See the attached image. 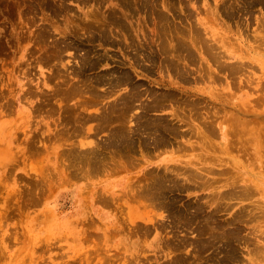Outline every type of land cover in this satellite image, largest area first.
Segmentation results:
<instances>
[{"label": "rangeland", "instance_id": "obj_1", "mask_svg": "<svg viewBox=\"0 0 264 264\" xmlns=\"http://www.w3.org/2000/svg\"><path fill=\"white\" fill-rule=\"evenodd\" d=\"M119 2L0 0V264H264V0H157L161 10L173 5L167 13L186 40L193 26L204 34L190 41L187 80L161 71L155 21L142 7L153 1L135 13ZM113 13L138 51L122 34L108 32L120 45L95 41L91 25ZM221 27L225 44L209 33ZM70 43L79 49L56 54ZM90 48L100 63L86 68ZM219 52L223 65L241 61L237 75L212 57ZM152 53L155 62L144 58ZM125 70L145 93L127 118L136 148L126 149L108 144L123 119H96L131 90L109 82ZM149 90L174 96L145 117L173 144L138 142L135 116ZM235 113L244 121L236 138L200 128L218 115L234 129ZM172 126L180 133L165 131Z\"/></svg>", "mask_w": 264, "mask_h": 264}, {"label": "bare ground", "instance_id": "obj_2", "mask_svg": "<svg viewBox=\"0 0 264 264\" xmlns=\"http://www.w3.org/2000/svg\"><path fill=\"white\" fill-rule=\"evenodd\" d=\"M153 3L150 5V2H146L144 4H142V7H145V8H150L148 9L150 11V15L151 17L153 18V20L155 21V28H154V33L156 35V42H158V45H160V48H161V57H163L162 59V63L164 67L161 71L162 73H165L167 74L168 77L171 78V74H175L177 75L180 79H183V80H187V75H188V72H187V65L189 64V62H195L196 59V54H195V49L191 47V44H190V41H200L201 39H203L204 37V34L199 30L197 31V28H194L189 27L190 29V34H191V37L189 40H186L184 37L181 36V31L180 29H177L175 28L174 26V23L172 22V20H170V15L167 13V12H172L173 10V5H168L169 7H167V11L165 10H161V8L159 9L157 7V0H152ZM121 5H122V8L125 7V9L127 11H131V12H139V10H141V0L139 1L138 3V7H132V5L130 4L131 1L130 0H120L119 2ZM163 8L165 9V7L163 6ZM162 8V9H163ZM175 8V7H174ZM237 9L235 8V11L233 13H235V15L237 14L236 13ZM175 11L173 10V13ZM177 14V13H176ZM233 15V14H232ZM116 16V13H113L111 16H109L108 18H106L107 20H110V22H106V23H102V24H99L98 27H95L93 25H91V29L93 31V33L95 32V30H98L99 34L95 35V41H99L101 43V45L103 44H106V45H111V46H114V44H123L125 42H128L131 40V38L129 39V37L132 35V32L131 30L128 28L125 20H123L122 18H120L119 16L115 17ZM121 17H125V14L124 13H121L120 15ZM151 17H149L151 19ZM237 17V16H236ZM98 23V21H97ZM74 25V24H73ZM182 26V25H181ZM190 26V25H189ZM192 26V25H191ZM185 28V27H183ZM186 29V28H185ZM184 29V30H185ZM183 30V31H184ZM186 31V30H185ZM219 31V32H218ZM108 32H111L112 34L114 33L115 35H119V34H122V35H119V36H125L126 38L128 37V40L127 39H124L122 40V43L119 42L117 43L116 40H111L110 38V34L108 35ZM209 33L212 35V36H215V37H222V40L220 38L219 41L220 42H223V44H225V40L227 39L226 36L222 35L223 34V29L222 27L217 29V30H212V31H209ZM140 35V33H139ZM256 37H259V39L263 40L264 39L262 38V36L260 35H257ZM136 39L138 38H135L133 39V41H130L129 43V47L130 48H133V50H136L138 51L139 49V43L138 41H136ZM93 40V39H92ZM119 40V39H118ZM204 44V43H203ZM81 45V44H80ZM142 45V44H141ZM211 45H213L211 43ZM97 46V45H96ZM208 46L210 47V44L208 43ZM72 47H75L77 49H79V45L73 43V44H66V46L63 47V45L59 46L57 49H56V54L57 53H60L63 52L64 48H72ZM93 47V46H92ZM97 47H100V46H97ZM121 47V46H120ZM136 47V48H135ZM204 48V47H203ZM206 49V48H205ZM209 50V48H207ZM63 50V51H61ZM126 51V49H125ZM91 53H93L92 49H88L87 52L85 53V58L83 60V66H85L86 68L88 67H95V65H97V63H100L98 61H95V59H92L91 58ZM137 53V54H136ZM136 53H133L135 54V56L133 55H130L134 58V62L135 64H141L143 59L140 58L142 54H140V52H136ZM127 54V53H126ZM147 54V53H146ZM58 55V54H57ZM59 56V55H58ZM105 55L104 56H98L97 60H102L104 59L105 60ZM107 57V55H106ZM212 57H214V59L216 61H220V67H226L229 69V71L235 75H237L239 72H240V69H242L243 65H241V61H238L236 60V62H234L232 65H229V64H225L223 65V62H222V58L223 56L221 55V53H216L214 55H212ZM132 58V60H133ZM147 59V61H151V62H155L157 59V54L155 53H152L151 55H145V57ZM141 59V60H140ZM102 60V61H104ZM106 61V60H105ZM144 61V60H143ZM187 63V65H186ZM132 64V63H131ZM153 64V63H152ZM136 65V66H138ZM133 66V65H131ZM145 66V65H144ZM98 67V66H97ZM134 67V66H133ZM140 67V66H139ZM157 67V66H156ZM127 68V67H126ZM143 68V67H142ZM145 68H150V67H145ZM154 68V67H153ZM95 69V68H94ZM93 69V70H94ZM143 70V69H141ZM149 71H151L150 69H148ZM119 71V70H118ZM123 71V69H122ZM126 71V70H125ZM148 71V72H149ZM119 73V72H118ZM62 74V72L60 73V75ZM111 74V73H110ZM117 74V72H116ZM150 74V73H149ZM63 75V74H62ZM97 75V74H96ZM106 75V74H105ZM115 75V73H114ZM118 75V74H117ZM84 76V75H83ZM113 75H111L112 77ZM116 76V75H115ZM107 77V76H106ZM112 80V78H110ZM172 79V78H171ZM89 80H92V78ZM96 80V79H95ZM88 81V80H86ZM94 81V80H93ZM106 83V81H102V79H99L97 83H99V85L102 83ZM108 82V81H107ZM110 84L112 82V87L114 88H117L118 86H121L122 84H128L131 86V90L128 92V93H124V95H122L120 97V99H118L117 101L115 100L114 103L110 104V112L109 113H106L105 114H102V115H99V116H96V119L98 120H102V121H109L111 119H123V122L121 121H116V122H121L119 128H116L114 130V139L113 140H110L108 144H111V141H114L113 142V145H117V146H122L123 148H127V147H130V148H136L135 145H137V140L135 138H137L138 136L136 135H131L129 134V128L127 126V118H128V115H129V112H131L132 110H135L137 108V104H136V101L139 100V98L145 94L143 91H138V87H140L141 85H137L136 83H134V81L131 79V75L129 74L128 70L126 72L123 73V75L121 76H117L115 77L114 80L112 81H109ZM127 82V83H125ZM85 83V81H84ZM87 83V82H86ZM95 83V82H94ZM103 83V84H104ZM134 83V84H133ZM260 83V82H259ZM91 85L93 84L90 83ZM107 84V83H106ZM261 84V83H260ZM91 85H88V86H91ZM100 85V86H101ZM105 85V84H104ZM109 85V83H108ZM263 85V84H261ZM87 86V85H86ZM93 86V85H92ZM91 86V87H92ZM97 86V85H96ZM106 86V85H105ZM110 86V87H111ZM124 86V85H123ZM72 87H75V86H71ZM77 87V86H76ZM83 88L85 86H82ZM107 87V86H106ZM109 87V86H108ZM111 87V89H112ZM69 88V90L71 89ZM89 88V87H88ZM93 88V87H92ZM82 89V88H81ZM87 89V87H86ZM91 89V88H90ZM94 89V88H93ZM92 89V91H93ZM79 90V89H78ZM107 90V89H106ZM118 90V88H117ZM116 90V91H117ZM73 92L75 91L74 89L72 90ZM88 91V90H87ZM111 91V90H110ZM115 91V92H116ZM150 93L149 95L153 97V99L150 101V102H146V103H143L141 104L142 106V111H140L138 114H136L135 116V119H136V123H138V127H136L135 129V134H138L140 133V130L142 128V135L139 139V143H141V145H145V146H150V145H154L155 147H158V146H161L163 145L164 143H171L173 144L174 142L172 141L174 139V137L172 136L170 139H168L167 137H165L163 135V133L160 134V123L161 121H158V119H145L146 115H147V112L149 109H153V108H158V107H161L164 105V102L165 101H169V100H173V94L172 93H157V91H152V90H149ZM217 91V90H216ZM221 92V96H225L227 97V94H225V90L222 92L221 90H218ZM231 91V90H230ZM71 92V91H69ZM68 91L66 93H69ZM78 92V91H77ZM75 91V93H77ZM85 92V91H83ZM89 92V91H88ZM94 92V91H93ZM99 91L97 90V93ZM108 92V91H107ZM113 92V91H112ZM148 92V91H147ZM215 92L212 91V94ZM99 93H102V92H99ZM98 93V94H99ZM110 93V92H109ZM108 93V94H109ZM72 94V92H71ZM74 94V93H73ZM95 96L96 93H94ZM148 94V93H147ZM68 95V94H67ZM93 95V94H92ZM101 95V94H99ZM230 96V94H229ZM94 97V96H93ZM96 98H99L98 96ZM100 98H102L100 96ZM221 100H223L222 97H220ZM92 103V102H91ZM237 106L239 107H243L244 105H240V104H236ZM237 108V107H236ZM238 109V108H237ZM224 114V113H223ZM222 115V114H221ZM91 117V115H89ZM224 116V115H223ZM94 117V116H93ZM226 116H224L223 118H219L218 115H217V119H209L205 122H201V125L200 128H204L207 132H210L211 135H213L214 131L217 130L218 131V135L221 134L222 132V136L227 138V135H229V133L232 135H235V138L236 136H238V133L241 132V133H244L243 132V129H244V121L237 115V113L235 114H232L230 115L228 118H230V121L233 123L234 125V129L233 127L230 125L229 128H226L225 126H223V121L225 119ZM222 119V120H220ZM227 119V118H226ZM113 121V120H112ZM227 123V122H226ZM103 128L106 127V126H102ZM217 127L219 129H217ZM147 131H150L148 133L147 136H144L145 132L144 130L145 129ZM233 129V130H232ZM241 130V131H240ZM165 131L166 132H172L174 135L176 134H179V130L176 128V127H173L172 128H169V127H166L165 128ZM259 132V131H258ZM263 132V131H262ZM264 133V132H263ZM141 134V133H140ZM138 134V135H140ZM253 134V133H252ZM261 134V133H260ZM247 135V134H245ZM221 137V135H219ZM207 136H203V141H204V144L207 145L208 147L211 148L212 144H211V141H210V137H207ZM206 138V139H205ZM230 138V137H229ZM238 138V137H237ZM239 139V138H238ZM240 140V139H239ZM252 140V139H251ZM226 148H229L228 146L232 147L233 145L232 140H228L226 139ZM262 141H264L262 139ZM261 141V142H262ZM242 143V142H240ZM120 144V145H119ZM263 146V145H262ZM207 147V148H208ZM235 148H238V146H236ZM225 149V148H224ZM234 149V148H233ZM119 150V149H118ZM120 151V150H119ZM196 156V155H195ZM208 157V156H207ZM190 159V158H189ZM157 181V179H155ZM155 181V182H156ZM154 182V181H153ZM154 182V183H155ZM162 182H158L157 184H155L153 186V188L155 186H159L161 185ZM175 186V185H174ZM166 187H169L168 185ZM112 201V200H111ZM102 204L103 203H109V199H105L103 202H101ZM110 204V203H109ZM107 206V205H106ZM184 258L180 259L181 262ZM186 259V258H185ZM177 261V260H176ZM178 262V261H177ZM182 262V264H184ZM186 262V261H185ZM187 264V263H186Z\"/></svg>", "mask_w": 264, "mask_h": 264}]
</instances>
